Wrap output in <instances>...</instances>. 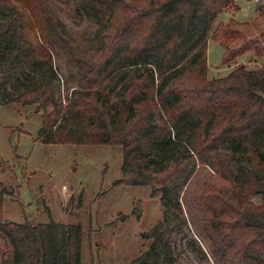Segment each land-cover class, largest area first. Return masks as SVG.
<instances>
[{
    "label": "trees",
    "instance_id": "1",
    "mask_svg": "<svg viewBox=\"0 0 264 264\" xmlns=\"http://www.w3.org/2000/svg\"><path fill=\"white\" fill-rule=\"evenodd\" d=\"M71 1L0 0V87L22 65L39 76L14 78L22 90L9 101L36 107L44 144L120 147L116 183L150 187L163 201L177 197L188 168L185 182L207 166L194 192L202 231L221 259L264 264V66L206 76L209 38L234 59L263 54L264 2L252 23L214 27L235 0H73L76 13L97 21L86 40L54 10ZM59 56L74 75L55 97ZM5 194L0 183L1 264H81L79 224L4 221ZM130 264L171 260L153 242Z\"/></svg>",
    "mask_w": 264,
    "mask_h": 264
},
{
    "label": "rangeland",
    "instance_id": "2",
    "mask_svg": "<svg viewBox=\"0 0 264 264\" xmlns=\"http://www.w3.org/2000/svg\"><path fill=\"white\" fill-rule=\"evenodd\" d=\"M72 1L69 5L57 3L54 10L71 32L90 40L97 21L91 15L76 13ZM256 5V0H235V6L218 15L214 27L231 18L252 23L257 17ZM262 28L263 24L252 38H258ZM206 62L207 78H221L239 64L250 69L264 66V52L259 57L248 52L234 59L209 38ZM67 64L63 56L53 61L55 76L50 78L55 97L66 85H73L70 78L74 71ZM25 77L34 80L39 76L22 65L14 78ZM14 78L0 87L4 221L79 224L81 264H130L153 242L160 258L167 256L171 264H247L239 259H221L218 247L202 231L194 192L211 173L207 166L193 171L185 182L191 170L188 168L178 181H184L180 193L165 201L161 194L152 195L150 187L116 183L121 175V148L42 143L38 137L40 112L34 105L9 101L22 90L14 84ZM253 201L259 203L260 199ZM4 251L0 238V264Z\"/></svg>",
    "mask_w": 264,
    "mask_h": 264
},
{
    "label": "built area",
    "instance_id": "3",
    "mask_svg": "<svg viewBox=\"0 0 264 264\" xmlns=\"http://www.w3.org/2000/svg\"><path fill=\"white\" fill-rule=\"evenodd\" d=\"M257 1V0H256Z\"/></svg>",
    "mask_w": 264,
    "mask_h": 264
}]
</instances>
